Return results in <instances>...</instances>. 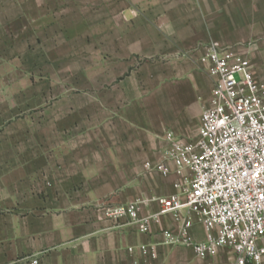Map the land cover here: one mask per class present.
Segmentation results:
<instances>
[{"label": "crops", "instance_id": "1", "mask_svg": "<svg viewBox=\"0 0 264 264\" xmlns=\"http://www.w3.org/2000/svg\"><path fill=\"white\" fill-rule=\"evenodd\" d=\"M213 8V0H0L1 53L44 75L24 102L29 114L14 121L44 147L35 162L1 163L0 264L225 263L222 249L199 258L166 243L170 213L140 232L99 209L174 191L173 172L146 164L163 160L166 131L197 134L211 80L183 54L214 39ZM157 210L149 201L142 214ZM190 232L203 238L199 223Z\"/></svg>", "mask_w": 264, "mask_h": 264}, {"label": "built area", "instance_id": "2", "mask_svg": "<svg viewBox=\"0 0 264 264\" xmlns=\"http://www.w3.org/2000/svg\"><path fill=\"white\" fill-rule=\"evenodd\" d=\"M198 64L211 90L197 134L186 139L167 131L163 160L146 164L163 176L173 172L174 191L107 207L104 213L126 219L140 232L170 213L175 231H163L166 243L189 246L199 258L222 249L224 264H264V78L245 57L216 43L202 49ZM149 201L158 210L142 214ZM195 223L202 226L201 240L190 232Z\"/></svg>", "mask_w": 264, "mask_h": 264}, {"label": "rangeland", "instance_id": "3", "mask_svg": "<svg viewBox=\"0 0 264 264\" xmlns=\"http://www.w3.org/2000/svg\"><path fill=\"white\" fill-rule=\"evenodd\" d=\"M213 4L211 18L214 39L197 44L183 55L205 73L198 64V56L203 48L216 43L245 57L255 75L264 78V0H213ZM131 13L135 16L137 11L132 9ZM35 68L33 70L36 71ZM30 69L28 59L15 57L11 52L1 53L0 48V176L1 163L35 162L37 157L36 150L40 144L38 139L32 137L29 125L14 126L15 119L29 114L30 107L25 106L24 102L31 98L30 87L40 83L44 77L43 74L30 75ZM21 102L24 106H19ZM120 204L101 205L99 209L104 213L105 208ZM34 259L37 260L31 258L29 263Z\"/></svg>", "mask_w": 264, "mask_h": 264}]
</instances>
